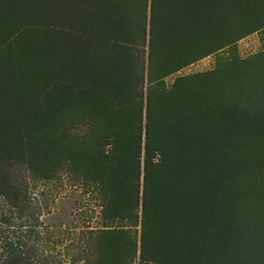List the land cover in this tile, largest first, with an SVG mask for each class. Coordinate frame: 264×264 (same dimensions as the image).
<instances>
[{"label": "rangeland", "instance_id": "1", "mask_svg": "<svg viewBox=\"0 0 264 264\" xmlns=\"http://www.w3.org/2000/svg\"><path fill=\"white\" fill-rule=\"evenodd\" d=\"M147 2L146 31L140 30L138 38L131 42L132 45L127 50L131 72L130 82L123 90L125 95L122 100L110 98L108 101V106L121 107L123 104L133 107V117L138 119L136 129L141 133L143 146L146 141L149 106L154 105L151 106L154 108L152 115L156 116L163 104L170 102V99L172 101L165 109V118L170 121L174 117L180 121L185 114L194 119L199 118L198 114H202L203 109L192 113V105L200 108L210 104L209 109H212L211 104L214 103H219L217 107L229 104L232 106L233 101L235 103L243 95V99L240 98L243 102L242 113L234 112L233 115L252 114L255 122L260 125L264 120V112L258 107V103L264 98V0H166V7L157 12L153 21L150 18L151 0ZM17 12L22 19H17L14 26L23 23L20 30L37 26L23 32V41L35 45L43 42L41 53H48L46 43L57 42L56 46L60 45L68 53L73 79L89 80L92 74V78L106 89L116 84L117 91H120L119 86L127 75L123 67L126 61L122 60L123 52L121 54L115 51L117 46L112 44V37L122 38V35L129 32L132 23H137L133 0H0V35L7 34L5 31L10 27L9 18L16 16ZM27 13L30 17L38 14L49 21L52 19L51 24H55L56 20L62 26L70 25L73 29H87L88 32L101 35L85 36L72 30L66 32L67 30L54 25L46 27L36 22V19L27 17ZM14 31L10 36L13 37L12 40L19 36V30ZM201 42L210 45L198 52L197 43ZM150 45L154 46L153 49ZM110 46L115 47V54L103 52L105 47ZM93 49H97L98 54L91 53ZM249 73L253 76L251 79H247ZM238 75L243 77V81L235 90L233 86ZM222 82L227 88L231 87L229 93L217 88L223 85ZM231 92L232 98H229ZM128 93H131V97H125ZM233 94H239V97L233 98ZM196 100L198 103L193 104ZM66 117L68 119L61 120V125L57 128L67 134L68 142L92 144L103 152L110 151L112 138H101L107 132L102 135L104 128L93 121L89 114L75 112ZM151 120L161 119L156 116ZM228 122L224 121L223 128L228 136V139L226 137L223 140H227L226 143L221 142L218 137L214 139L208 136L202 129L197 130L196 139L188 136L187 132V137L182 138V144H178L185 165L193 169L204 167L202 149L199 148L205 142L208 143L206 152L211 156L221 151H241L243 147L239 141L246 130L243 127H232ZM158 123L160 121L154 122L156 128ZM98 136L100 139H97ZM194 141H198L199 146ZM219 154L225 156L227 152ZM57 162L59 164L54 162L55 169L49 174L26 176L30 199L23 215L5 197L0 196V262L6 256L4 245L8 241L17 242L23 235L29 246L34 244L38 249L35 264H143L140 258L143 234L142 197L140 196L139 207L136 208L137 198L133 192L134 204H131L129 213L121 218L117 217L115 210L112 215L114 218H110L107 212L109 196L105 184L99 179H93L84 169L71 168L73 164L67 158L60 157ZM219 175L214 178H217L216 183L225 182L226 193L223 192L219 197L225 216L228 213L241 216L242 212H246L248 222H254L258 226L261 214L264 213V154L245 163L240 161L227 166ZM241 185L246 189H256V192H246L241 189ZM142 189L141 177V195ZM216 222L218 229H221L218 216ZM198 228L197 231H191L192 237L185 239L198 242L189 248L194 256L198 255L201 243L214 238L217 242L220 234L215 227H203L201 224ZM144 230L146 235L150 234L148 227ZM230 234L235 255L237 249L242 247V232L231 230ZM254 235V232H248L249 240L252 241ZM258 240L251 249L258 245L260 250L264 249L262 237L258 236ZM111 241L120 246L119 262H111L112 258L107 256L112 254L108 249ZM183 241L184 238L177 243L182 247ZM203 254L193 261L210 264L215 260L217 264H226L219 258L213 257L210 260ZM251 257L253 258L252 251L250 259ZM144 264L169 263L147 261Z\"/></svg>", "mask_w": 264, "mask_h": 264}, {"label": "trees", "instance_id": "2", "mask_svg": "<svg viewBox=\"0 0 264 264\" xmlns=\"http://www.w3.org/2000/svg\"><path fill=\"white\" fill-rule=\"evenodd\" d=\"M147 1L133 0L137 23H132L129 32L122 35V38L112 37V44L117 46L115 51L123 52L122 60L126 61L123 67L127 75L119 86L120 91H117L116 84L106 89L92 78L94 77L92 74L89 80L73 79L68 53L60 45L56 46L57 42L46 43L48 53H41L40 47L44 44L43 42L35 45L21 39L23 32L37 26L24 27L20 30L22 22L20 26H14L17 19L20 17L22 19L20 13L17 12L16 16L9 18L8 26L10 27L5 31L7 34L0 35V196L5 197L8 203L23 215L30 199L26 176L30 174L32 177H39L42 173L49 174L54 171L55 164H59L57 161L60 157L67 158L73 164L71 168L84 169L93 179H99L105 184L109 196L107 212L110 218H114L112 215L115 210L117 217L121 218L129 213L131 204H134L133 192L137 198L136 208L139 207L140 196L142 197L143 234L140 258L143 264L147 261L198 264L193 259L201 257L203 253V256L210 260L216 257L226 264H236L239 261L241 263L237 264H264V249L260 250L259 245L251 249L255 246V242H259L258 236L262 237L264 248V213L261 214L258 226L254 222H248L246 212H242L241 216L236 213H228L225 216L219 199L223 192L226 193L225 182L224 184L216 183L217 178H214L219 177L222 169L227 166L230 167L240 161L245 163L251 158H259L262 153L264 154V120L258 125L252 114L250 116L233 115L234 112L242 113L243 102L240 98L243 99V95L239 97V94H233V98L239 97V100L237 98L235 103L233 101L232 106L231 104H225L226 107L220 105L222 108L217 107L219 103L211 104L212 109H209L210 104L200 108L192 105V113L202 108V114L201 112L198 114V119L185 114L180 121L174 117L170 121L165 118V109L172 101L170 99V102H165L156 115L161 119L156 120L160 121L157 128L154 126L156 121L151 120L156 117L152 115L154 110L151 108L152 104L146 116L147 131L144 146L141 133L136 129L138 119L133 117L135 115L133 107L123 104L121 107L108 106L110 98L122 100L125 95L123 90L130 82L128 47L138 38L140 30L146 31ZM164 1L166 0H151V21L161 8L166 7ZM26 16L30 17L28 13ZM30 18L36 19V22L46 27L51 25L61 27L67 30L66 32L72 30L85 36L86 34L101 35L93 31L88 32L87 29L84 31L73 29L70 25L62 26L56 20L55 24H51L52 19L49 21L38 14L31 15ZM16 29L19 30V36L12 40L13 37L10 38V36ZM104 36L106 37V34ZM97 40L95 41L98 43ZM203 42L197 43L198 52L210 45ZM115 47H105L103 52L115 54L113 51ZM150 47L153 49L154 46L150 45ZM97 49L96 51L93 49L91 53H96ZM251 77L253 76L249 73L247 79ZM235 81L233 87L236 90L243 81V77L238 75ZM252 82L256 83L253 80ZM222 84L224 87L219 85L217 88L229 93L231 87L227 88L225 83L222 82ZM262 88L264 89L263 86ZM125 97H131V93L126 94ZM229 98H232V92ZM262 100L264 103V98ZM262 102L258 103V107L264 112ZM195 103L198 101L193 102ZM75 112L89 114L93 121L104 128L102 135L105 132L108 135L101 138H112L110 151L103 152L98 146L94 147L92 144L68 142L67 134L59 131L57 127L61 125V120L68 119L66 115ZM226 120L232 127H243L246 130L239 141L243 149L236 152H216L215 156H211L206 152L208 143L205 142L203 147L199 148V150L202 149L204 167L193 169L185 165L178 149V144H182L183 136L188 135L196 139L197 130L202 129L204 133L209 134L208 136L214 139L218 137L221 142L226 143L227 140L223 141L226 137L228 139L227 133L223 132ZM187 132L189 134L186 135ZM195 143L199 144L198 141H194ZM226 152L225 156L219 154ZM142 156L143 159H141ZM141 177L143 179L142 195ZM133 186H135L134 189ZM241 187L246 192L247 190H251V193L256 192V189H249V187L246 189L242 185ZM217 216L221 229H218L216 225ZM201 224L203 227H215L220 234L217 242L214 238L212 241L201 243L202 246L198 249L200 252L198 251V255L194 256L189 248L198 242H189L185 239L192 237L191 231H197ZM146 227L149 229V235H146L144 230ZM30 229L32 231V227ZM231 230L242 232V241H240L242 247L240 250L237 249L235 255L234 244L231 246L230 241ZM248 232L255 233L252 241L249 240ZM183 238L185 246L181 247L177 242ZM35 247L34 244L29 246L24 241L23 235L17 242L8 241L3 247L6 256L0 264H35L38 257V249ZM108 249L112 252L111 255L107 254L112 258L111 262H119L120 246L112 242L108 245ZM250 249L253 253L251 259ZM209 263L217 264L215 260Z\"/></svg>", "mask_w": 264, "mask_h": 264}]
</instances>
